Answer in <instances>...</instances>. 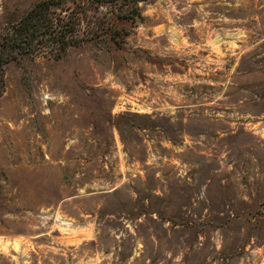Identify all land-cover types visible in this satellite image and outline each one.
Instances as JSON below:
<instances>
[{
    "label": "rangeland",
    "instance_id": "obj_1",
    "mask_svg": "<svg viewBox=\"0 0 264 264\" xmlns=\"http://www.w3.org/2000/svg\"><path fill=\"white\" fill-rule=\"evenodd\" d=\"M134 11L6 64L0 264H264V0Z\"/></svg>",
    "mask_w": 264,
    "mask_h": 264
},
{
    "label": "trees",
    "instance_id": "obj_2",
    "mask_svg": "<svg viewBox=\"0 0 264 264\" xmlns=\"http://www.w3.org/2000/svg\"><path fill=\"white\" fill-rule=\"evenodd\" d=\"M139 1L142 0H34L19 17L8 19L0 29V94L9 62L38 54L59 58L69 46L102 35L119 42L125 34L119 27L133 16ZM101 7L107 11L101 13Z\"/></svg>",
    "mask_w": 264,
    "mask_h": 264
},
{
    "label": "water",
    "instance_id": "obj_3",
    "mask_svg": "<svg viewBox=\"0 0 264 264\" xmlns=\"http://www.w3.org/2000/svg\"><path fill=\"white\" fill-rule=\"evenodd\" d=\"M133 14H135V11H133Z\"/></svg>",
    "mask_w": 264,
    "mask_h": 264
}]
</instances>
